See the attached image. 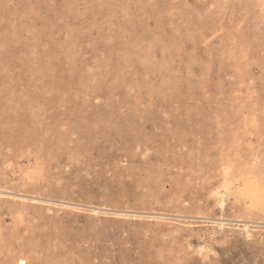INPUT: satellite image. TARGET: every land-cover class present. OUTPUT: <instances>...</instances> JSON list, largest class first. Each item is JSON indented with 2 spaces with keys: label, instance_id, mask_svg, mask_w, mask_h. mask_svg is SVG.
I'll use <instances>...</instances> for the list:
<instances>
[{
  "label": "rangeland",
  "instance_id": "rangeland-1",
  "mask_svg": "<svg viewBox=\"0 0 264 264\" xmlns=\"http://www.w3.org/2000/svg\"><path fill=\"white\" fill-rule=\"evenodd\" d=\"M0 264H264L263 0H0Z\"/></svg>",
  "mask_w": 264,
  "mask_h": 264
},
{
  "label": "bare ground",
  "instance_id": "bare-ground-1",
  "mask_svg": "<svg viewBox=\"0 0 264 264\" xmlns=\"http://www.w3.org/2000/svg\"><path fill=\"white\" fill-rule=\"evenodd\" d=\"M264 1V0H263ZM1 194V193H0Z\"/></svg>",
  "mask_w": 264,
  "mask_h": 264
}]
</instances>
